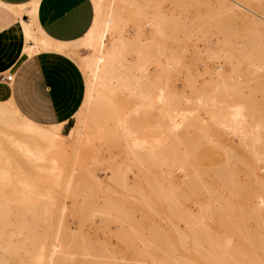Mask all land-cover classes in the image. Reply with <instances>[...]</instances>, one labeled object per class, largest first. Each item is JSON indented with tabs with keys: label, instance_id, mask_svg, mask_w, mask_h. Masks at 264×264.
<instances>
[{
	"label": "rangeland",
	"instance_id": "1",
	"mask_svg": "<svg viewBox=\"0 0 264 264\" xmlns=\"http://www.w3.org/2000/svg\"><path fill=\"white\" fill-rule=\"evenodd\" d=\"M94 2V39L70 45L87 91L67 137L54 125L27 124L13 100L0 101L20 113L0 125V150L9 140L26 157L49 162L41 169L21 164L39 174L14 192L25 200L0 192L12 208L0 220V264H218L222 255L246 252L263 258L249 237L264 238V39L260 32L259 46L246 41L243 18L264 23L255 7L264 0ZM225 11L232 21L221 18ZM96 94L116 99L109 117L123 121L94 120ZM51 148L61 150L57 159ZM8 156L0 154L2 166L13 165ZM12 176L5 171L0 179L12 184ZM44 201L49 218L18 216L23 207L43 214Z\"/></svg>",
	"mask_w": 264,
	"mask_h": 264
},
{
	"label": "crops",
	"instance_id": "2",
	"mask_svg": "<svg viewBox=\"0 0 264 264\" xmlns=\"http://www.w3.org/2000/svg\"><path fill=\"white\" fill-rule=\"evenodd\" d=\"M95 19L94 0H0V101L13 100L27 124L38 128L54 125L66 136L76 124L87 91L86 76L70 45L93 33ZM23 20L33 24V29L36 25L40 39L48 44L45 49L26 53L35 41L28 40ZM29 138L37 143L48 141L47 136ZM1 141L5 143L1 156L9 155L14 162L9 167L1 161L0 174H14L10 180L14 181L8 184L0 179V192L8 199L25 200L14 192H23L30 185L26 178L39 174L22 171L21 164L41 169L49 162L28 158L9 140ZM59 151L49 149V157L56 158Z\"/></svg>",
	"mask_w": 264,
	"mask_h": 264
},
{
	"label": "bare ground",
	"instance_id": "3",
	"mask_svg": "<svg viewBox=\"0 0 264 264\" xmlns=\"http://www.w3.org/2000/svg\"><path fill=\"white\" fill-rule=\"evenodd\" d=\"M245 2H247V4H250V5H254V0H244ZM261 2V1H260ZM259 3V2H258ZM257 3V4H258ZM223 4V6L224 7H226L227 5H229V4H227V3H222ZM256 4V5H257ZM262 4V3H261ZM260 3H259V6L257 5V6H255V7H257L258 9H262V10H264V6H263V4L261 5ZM253 11V10H252ZM22 12L20 11V14H21ZM224 14H222L221 15V18L222 19H230L231 20V17H230V12H227V11H225V12H223ZM101 15V14H100ZM243 15H244V13H243ZM248 16H246V15H244V18H243V20H244V22L245 23H247L248 24V26H245L244 28H247L246 29V33L245 34H247L246 35V37H247V40L246 41H248L249 43H253V42H256V40H257V46H259V41L258 40H260L261 38H260V35L258 34V33H263V39H264V23H262L261 21H258V20H254V19H249V18H247ZM264 19V18H263ZM223 21V20H222ZM232 21V20H231ZM23 24H24V28H25V32H26V35H27V38H28V40L29 41H31V40H34L35 42V44H34V46H30V47H28L27 48V54L28 53H33V52H37V51H39V50H41V49H45L46 48V46L48 45L47 43H45V42H43L41 39H40V37H39V35L35 32V30L32 28V25L30 24V23H28V22H26V21H24L23 20ZM257 24V25H256ZM98 29V28H97ZM230 30V28L228 29V28H224L223 29V31L229 36L230 34H236V33H234V32H236V30L237 29H233V30H235V31H233L232 30V28H231V30ZM245 30V29H244ZM100 31V30H99ZM95 32V31H94ZM240 32V31H239ZM238 33V32H237ZM95 34V33H94ZM94 34L92 33L91 35H90V38H93L94 37ZM231 35V36H232ZM238 35H239V33H238ZM97 36H98V34H97ZM96 37V36H95ZM98 38V37H97ZM94 39V38H93ZM88 40V39H87ZM89 41H90V39H89ZM33 43V42H32ZM85 44V43H84ZM136 44V43H135ZM264 44V43H263ZM51 45V44H50ZM83 45V44H82ZM124 45V44H123ZM132 45V44H131ZM137 45V44H136ZM261 45V44H260ZM80 46V45H79ZM255 47H256V45H255ZM61 48V47H60ZM127 48V47H126ZM260 48V47H259ZM263 48V47H262ZM61 49H64V48H61ZM74 50V49H73ZM242 55H243V52L241 53ZM110 57H112L113 58V56H112V53H111V56ZM108 59H110V58H108ZM116 63V62H115ZM127 67V69H130V67L128 68V66H126ZM125 66L123 67L124 69L126 68ZM123 68H121L122 70H123ZM124 71V70H123ZM129 72H131V71H129ZM121 73V75H123L124 73H122V72H120ZM127 74H129L128 73V70H127V72H126ZM96 75H97V73H96ZM130 75V74H129ZM120 76V75H119ZM125 76H126V74H125ZM131 77H133L132 75H131ZM100 78V77H99ZM126 78L128 79V76H126ZM125 78V79H126ZM129 80H130V77H129ZM133 80V79H132ZM135 80V79H134ZM133 80V81H134ZM123 81H128V80H123ZM131 82V81H130ZM128 82H126L125 83V85H124V87L126 86V84H127ZM137 83L138 82H134V83H131V85H137ZM140 83V82H139ZM93 84V83H92ZM122 84V83H121ZM91 85V84H90ZM130 85V84H129ZM128 85V86H129ZM111 86V85H110ZM130 87H132V86H129L128 88H130ZM137 87H139V85L137 86ZM136 88V87H135ZM134 88V89H135ZM139 89V88H138ZM90 90V89H89ZM117 90V89H116ZM121 90V89H120ZM128 90H130V89H128ZM136 90V89H135ZM137 92V91H136ZM89 93V92H88ZM95 93V92H94ZM99 93V92H98ZM109 93V92H108ZM92 94V93H91ZM111 94V93H110ZM140 94V93H139ZM138 94V95H139ZM113 95V94H112ZM136 95V94H135ZM90 96V94H88L87 95V97H86V102L88 103V99L90 98L89 97ZM107 97H108V95H106ZM110 96V95H109ZM131 96H132V94H131ZM91 97H93V96H91ZM138 97V96H137ZM140 98V97H139ZM112 99V98H111ZM92 100V99H91ZM114 101L116 100V99H113ZM137 100V99H136ZM112 101V100H111ZM113 101V102H114ZM135 101V100H134ZM85 102V101H84ZM91 102H93V106H92V115H93V119L94 120H96V121H98V120H101V119H104V120H110L111 118L109 117V110H110V104L112 105V106H115V104H113V102L111 103L110 101H109V99L108 98H104L103 96H100V94H96L95 96H94V100L93 101H91ZM117 102V101H116ZM3 103V102H2ZM119 103V102H118ZM89 104V103H88ZM9 105H10V107H8L6 104L5 105H3V104H1L0 103V125H4V124H9V123H11L12 121H15V120H17V117H19V115H20V113H18V111H17V109L13 106V104L12 103H9ZM119 106V105H118ZM139 108V107H138ZM114 109V108H113ZM118 110V109H117ZM117 110H115V111H117ZM131 110V109H130ZM135 110V109H134ZM132 111V110H131ZM130 111V112H131ZM136 111V110H135ZM128 112V111H127ZM133 112V111H132ZM137 112V111H136ZM135 113V112H134ZM19 114V115H18ZM91 114V113H90ZM112 114H114L115 115V113L113 112ZM118 114V113H117ZM119 114H120V112H119ZM122 114H123V112H122ZM136 114V113H135ZM111 115V114H110ZM114 115H113V117H114ZM124 115V117H126V118H124V119H127V121H128V119H129V117H127L125 114H123ZM128 115V114H127ZM131 115V114H130ZM137 115V117H138V114H136ZM118 116V117H117ZM115 115V117L114 118H116V119H118V121L120 120V119H122V117H119V115ZM120 116H122L121 114H120ZM134 116V115H133ZM108 117H109V119H108ZM132 116H130V118H131ZM134 117H136V116H134ZM114 118H112V119H114ZM135 119V118H134ZM133 119V120H134ZM131 120V119H130ZM132 120V121H133ZM139 119H137L136 120V122L138 123V122H140L141 120H139ZM144 120V119H143ZM122 121H123V119H122ZM126 121V124L129 122H127ZM146 121V120H145ZM110 122V121H109ZM135 122V121H134ZM131 124V123H130ZM133 124V123H132ZM123 125V124H122ZM136 124L134 123L133 124V126H135ZM139 125V124H138ZM62 126V125H61ZM60 126V127H61ZM124 126V125H123ZM137 126V125H136ZM141 126V125H140ZM140 126H138V127H140ZM57 127V126H56ZM52 128H54V127H52ZM59 127H57V132L59 133V130L60 129H58ZM128 128V127H127ZM130 129H131V126H130ZM134 129V128H133ZM127 130V129H126ZM134 130H137V128L136 129H134ZM142 131H143V129H141ZM56 131H54L55 133H56ZM128 131V130H127ZM129 132V131H128ZM128 132H125V134L127 133L128 134ZM133 132V131H132ZM111 133V132H110ZM122 133V132H121ZM130 133V132H129ZM113 134V133H112ZM139 134V133H138ZM115 135V134H114ZM152 135V134H151ZM58 136V135H57ZM62 137H64V138H66L67 137V135L66 136H64V135H61ZM129 136V135H128ZM142 136H144V135H142ZM146 136V135H145ZM60 137V136H59ZM131 137V136H130ZM138 137V136H137ZM114 139V138H113ZM125 139V138H124ZM137 139V141H138V138H136ZM145 139H148V138H145ZM130 142V141H129ZM136 142V141H135ZM121 143V142H120ZM136 143H138V142H136ZM135 143V144H136ZM140 143H142V141L140 142ZM145 144V142H143V145ZM149 144V143H148ZM126 145V144H125ZM137 145V144H136ZM136 145H134V146H136ZM128 146V145H127ZM126 146V147H127ZM130 148V147H129ZM137 148V147H136ZM130 151H131V149H129ZM133 150V149H132ZM137 151H135V153H136ZM132 153V152H131ZM138 153V152H137ZM135 156V155H134ZM138 156V155H137ZM139 157H140V155H139ZM138 157V158H139ZM142 157V156H141ZM137 158V159H138ZM135 160V159H134ZM136 161V160H135ZM86 176V175H85ZM122 176V175H121ZM92 179V178H91ZM124 180V179H123ZM86 181V180H85ZM124 182V181H123ZM91 183H92V181H91ZM125 183V182H124ZM94 186V185H93ZM96 186V185H95ZM82 189V188H81ZM86 194V193H85ZM167 197V196H166ZM88 201V200H87ZM58 206V205H57ZM51 207V203L49 202V201H45V202H43L42 204H41V208H42V211H43V214H41V215H39V213H36L37 211H33V213H28V211H29V209L30 208H28V207H23V208H20L19 210H18V212H17V214H18V216H20V217H23V218H26L27 217V214H32V216H36L38 219H40V218H43V219H45L46 217H48V215L47 214H49V213H47L48 212V210L49 209H51L50 208ZM55 208V207H54ZM57 209V208H56ZM55 210V209H54ZM12 214V208H10V206H9V204L8 203H5V202H3V201H1L0 200V220H9V218H10V215ZM36 214H38V215H36ZM12 217V216H11ZM30 217V216H29ZM49 218V217H48ZM20 221V220H19ZM24 221H25V219H24ZM27 221V220H26ZM39 221V220H38ZM2 222H4V221H2ZM6 222V221H5ZM10 222V221H9ZM37 222V221H36ZM33 223H35V222H33ZM23 224V223H22ZM30 226V225H29ZM11 227V226H10ZM21 227V226H20ZM33 227V226H32ZM27 230V229H26ZM4 231V230H3ZM14 231V230H13ZM10 232V231H9ZM33 233V232H32ZM21 235V234H20ZM249 241H250V244L253 246L254 245V247H258V248H262L263 249V251H264V238L263 237H260V236H258L257 235V233H256V235H253V233H251V235H250V237H249ZM10 246V245H9ZM251 246V247H252ZM254 249V248H253ZM261 249V250H262ZM262 252V251H261ZM237 254V253H236ZM236 254H234V255H232V256H228L227 254L226 255H222V256H220V259H219V263L221 262V264H223V263H225V262H227V261H230L231 262V264L233 263H236V264H264V261H262L263 260V258H264V253L261 255L260 254V256H263V258L262 257H258V258H253L254 256H256L255 255V253L254 252H252L251 253V255H250V253H248V252H246V254H245V256H241V255H236ZM252 255H254L253 257H252ZM259 255V254H258ZM209 257H211V256H209ZM217 257V256H216ZM228 257H230L229 258V260H228ZM217 258H219V257H217ZM212 259H213V257H212ZM260 259V260H259ZM218 263V264H219Z\"/></svg>",
	"mask_w": 264,
	"mask_h": 264
},
{
	"label": "built area",
	"instance_id": "4",
	"mask_svg": "<svg viewBox=\"0 0 264 264\" xmlns=\"http://www.w3.org/2000/svg\"><path fill=\"white\" fill-rule=\"evenodd\" d=\"M12 77H13V75H12V74H9V75H7V79H8V80H11V79H12Z\"/></svg>",
	"mask_w": 264,
	"mask_h": 264
}]
</instances>
